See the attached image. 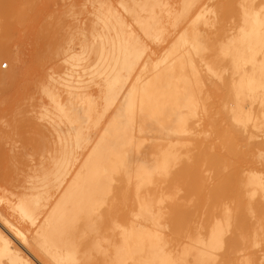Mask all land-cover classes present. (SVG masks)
I'll use <instances>...</instances> for the list:
<instances>
[{
	"label": "bare ground",
	"instance_id": "1",
	"mask_svg": "<svg viewBox=\"0 0 264 264\" xmlns=\"http://www.w3.org/2000/svg\"><path fill=\"white\" fill-rule=\"evenodd\" d=\"M152 2L164 4L121 0L122 12L100 0L105 17L96 21L94 39L69 54L76 75L67 82L77 83L62 84L65 100L61 87L42 85L41 105L59 109L65 127L57 132L58 146L47 148L54 157L43 155L44 173L35 183V175L23 173L25 181L13 177L1 189L0 202L21 197L0 212V264H39L24 245V227L34 228L37 245L54 264H204L213 256L214 264H264V132L259 131L264 125V17L258 15L264 0H245L242 5L257 8L247 16L244 7L238 10V21L220 44V61L205 58L209 69L217 62L223 82L206 70L192 47L195 41L198 48H209L197 29L196 1L178 0L175 19L166 27L149 13ZM11 7L12 0H0V34ZM188 27L193 30L186 34ZM219 29L226 32L222 21ZM143 33L169 43L156 52ZM2 37L0 54L6 50ZM141 49L147 51L137 59ZM134 60L143 63L130 85L112 94L120 89L113 86L122 84L123 71L129 77L135 72ZM96 75L111 91L103 104L86 89ZM134 87L136 115L129 123L126 100ZM213 89L229 104L227 113L216 112L218 118L210 104ZM233 109L248 121L246 130L234 124ZM40 144L39 152H46ZM20 157L26 171L28 152ZM39 187L46 193L54 188L55 199L38 222L41 214L29 204L42 205ZM105 193L116 210L106 213L103 229L94 232L91 210ZM157 214L163 215V229L154 222ZM221 230L223 247L217 251Z\"/></svg>",
	"mask_w": 264,
	"mask_h": 264
},
{
	"label": "rangeland",
	"instance_id": "2",
	"mask_svg": "<svg viewBox=\"0 0 264 264\" xmlns=\"http://www.w3.org/2000/svg\"><path fill=\"white\" fill-rule=\"evenodd\" d=\"M99 1L100 0H70V2L78 5L75 14L79 18V23H74L65 9L66 0H12V7L4 18L6 29L0 34V39L3 36L2 39H4L6 48L4 53L0 54V71L3 75V79L0 81V196L1 189L9 185L13 177L20 180L24 178L25 181L27 178L24 174L27 173L26 175H28V177L35 175L31 181L35 183L33 181L36 176H42L44 173V167L41 169L40 162L45 160L48 156L54 157L55 154L49 152L48 149H55L58 146L59 138L57 132L60 128H64L65 125L62 121L60 122L61 113L59 109L50 104L48 107L41 105L43 97L40 89L45 83H51L54 86L61 87L60 93L62 94L63 100L66 99V89L62 88V84L76 75V69H72L69 54L72 52H80L84 45L91 44L94 39V34L92 33L94 32L96 21L105 17V11H101L98 6ZM109 1L114 3L116 7L123 12L121 0ZM162 1H164V4H161V2L160 4L152 2L148 7V11L155 17V21L161 22L163 27H166V25H169L171 21L175 19L178 12V0ZM195 1L197 3L196 6L199 7L196 13H199L197 29L199 33L204 36V40L208 43L211 51L210 53H204L202 55L198 54V45L195 41H192V47L196 54L202 58L201 62L206 70H210L208 66H206L205 58H208L210 61L217 60V62L221 60L219 52L220 44L229 36L232 26L234 27V22L238 21V10L241 9V5L246 2L245 0H242L241 3H238L239 0ZM83 5H87V7H82ZM136 5L137 4L133 5L134 9L138 10ZM139 6L143 7V5ZM158 6L162 8L157 9ZM131 20L133 24H135V21H133L134 19L132 18ZM221 21L225 26L226 32L219 29V23ZM214 23H218V25L215 26ZM135 27L137 29L139 28L137 24H135ZM190 30L193 29L188 27L185 31L186 34ZM142 35L148 47L152 48L154 51L156 50V52L169 43L163 40L158 43V37L151 40L146 33ZM59 51L61 55L55 56L54 53ZM18 58L21 60V63H17ZM134 62L136 67L135 72L131 74L132 78L123 71L121 74V76L124 77L121 80L122 84L119 83L117 85L116 83L113 86V88H119L120 86V89L113 90L112 94L117 91L122 93L128 88L133 77L136 75L137 71H139V67L143 63V61L141 62L140 60H134ZM216 63L214 62V66L211 68V74L212 72L219 73V68H217ZM5 65H7L6 68H4ZM117 75H119V73ZM91 78L92 80H88L86 83L87 92L92 94L93 98L99 100L100 103L103 104L107 99V94H111V91L107 90L106 83L100 80L97 75ZM67 83L74 86L77 81H70ZM81 85H83V83H81ZM223 96L224 94L219 91V97L214 95L213 98H211L210 104H212V112L215 113L217 118L221 116V114H217V111H224L225 105H227V108L229 105L226 101V97L224 99ZM118 101L119 99L116 100L115 104L109 108L110 110L103 115L104 119L100 124L101 126L111 117ZM21 110L24 112L25 117L23 124H20L17 116L18 111ZM30 132L48 136L46 138L48 140H44L45 144L43 143L46 152H39L41 151L42 144H40L41 142L39 143L35 135H29ZM52 132L54 133L53 138L50 134ZM21 137H25V139L28 138L27 140L29 142L27 143V140L24 138L21 139ZM25 151L28 152L29 157L27 158L29 159L28 162L30 165L26 171L24 170L23 161L20 157V154ZM36 153L40 154L37 156ZM85 153L86 152L83 154ZM44 154H46V156H44L45 158H43ZM77 156L79 161L76 160L75 163L77 161L80 162L83 155L80 156L79 154ZM12 161L16 162V166L10 168L9 165ZM4 169H7V174H5ZM23 175L25 177H23ZM47 187H49V185ZM45 189V187H42V189L39 187L38 189V191L42 193L43 198L42 205H38L39 213L41 214L38 217V222L42 219V214L48 210L55 199L54 188L48 193L45 192ZM20 192L21 194L19 195H22L23 192ZM14 197L15 196H9V199L8 197H3L4 199L0 202L1 213L6 212L9 204L19 202L21 196ZM29 206L37 209V205L30 203ZM23 230L27 238L25 239L27 242H25L24 245L27 250L35 255L39 264H54L51 258L37 245L34 228L24 227Z\"/></svg>",
	"mask_w": 264,
	"mask_h": 264
},
{
	"label": "snow or ice",
	"instance_id": "3",
	"mask_svg": "<svg viewBox=\"0 0 264 264\" xmlns=\"http://www.w3.org/2000/svg\"><path fill=\"white\" fill-rule=\"evenodd\" d=\"M77 6L78 5H76L75 3L70 2V0H66V2H65V9L67 10V14L70 16L71 20L74 23H79V18L75 14V10H76ZM82 7H87V5H83ZM121 7H123V6H121ZM241 7L245 8L246 16L248 14L249 9L254 11L257 8L256 5H242ZM258 15L264 17V5L259 7ZM157 42L158 43L162 42V38L158 37ZM146 51H147V49H141L140 51H138L136 58L139 59L142 56H144ZM197 51H198V54H200L201 52L210 53L211 49L208 47H201V48H198ZM222 56L223 57L227 56L226 50L222 52ZM17 63H21V60L19 58L17 59ZM210 71H211V69H210ZM212 75L215 76L217 80H220L221 82H223V76H224L223 72H221V73L212 72ZM134 91H135V87L133 88L132 92L129 93L128 98L126 100V104L128 107L127 120L129 123H131L135 119V115H136L135 108H134V105L132 103V96H133ZM224 112L227 113V105H225ZM17 116H18V120H19L20 124H23L24 119H25L24 112L22 110L18 111ZM232 119H233L235 125H238V126L244 128L245 130L247 129L248 121L241 120L239 117H237L235 114V109H233ZM259 131L264 132V125L261 126ZM29 135H35L36 139L38 141H40L41 143H44V136L42 134L30 132ZM17 147H19V146H17ZM9 166L10 167L16 166V162L15 161L10 162ZM5 174H7V169L5 170ZM106 196H107V193H105L104 196H102L100 201L91 210L92 218H93L92 228H93L94 232L100 231L103 229L104 222L106 219V213L111 214L113 211L116 210L114 207L110 208L108 206ZM36 211L37 212L39 211L38 205H37ZM141 211L142 212L144 211L143 205L141 206ZM162 221H163V215L162 214L154 215V222L157 224L158 228H160V229L164 228V224L162 223ZM5 223H7V221H5ZM9 227H11V225H9ZM223 235H224V232H223V230H221L220 233L215 238V250H217V251L223 247ZM25 242H27V241H25ZM214 262H215V257L213 256L212 258L205 261L204 264H214ZM58 264H59V262H58ZM87 264H96V262L89 261V262H87Z\"/></svg>",
	"mask_w": 264,
	"mask_h": 264
},
{
	"label": "built area",
	"instance_id": "4",
	"mask_svg": "<svg viewBox=\"0 0 264 264\" xmlns=\"http://www.w3.org/2000/svg\"><path fill=\"white\" fill-rule=\"evenodd\" d=\"M7 66L5 65L4 68H6Z\"/></svg>",
	"mask_w": 264,
	"mask_h": 264
}]
</instances>
